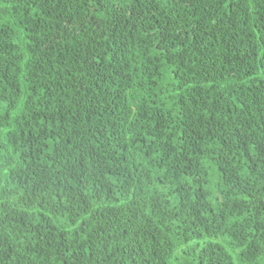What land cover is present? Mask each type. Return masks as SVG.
<instances>
[{
	"label": "trees",
	"instance_id": "1",
	"mask_svg": "<svg viewBox=\"0 0 264 264\" xmlns=\"http://www.w3.org/2000/svg\"><path fill=\"white\" fill-rule=\"evenodd\" d=\"M0 264H264V0H0Z\"/></svg>",
	"mask_w": 264,
	"mask_h": 264
}]
</instances>
